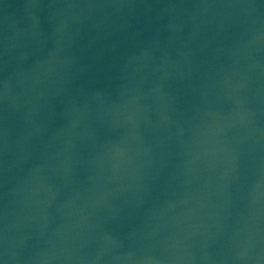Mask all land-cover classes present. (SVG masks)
I'll list each match as a JSON object with an SVG mask.
<instances>
[{
    "label": "water",
    "instance_id": "95a60500",
    "mask_svg": "<svg viewBox=\"0 0 264 264\" xmlns=\"http://www.w3.org/2000/svg\"><path fill=\"white\" fill-rule=\"evenodd\" d=\"M0 264H264V0H0Z\"/></svg>",
    "mask_w": 264,
    "mask_h": 264
}]
</instances>
